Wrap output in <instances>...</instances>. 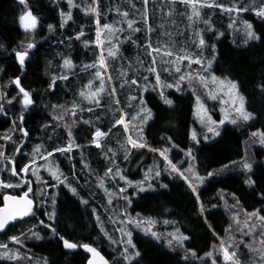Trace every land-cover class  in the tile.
I'll list each match as a JSON object with an SVG mask.
<instances>
[{
    "label": "trees",
    "instance_id": "16d2710c",
    "mask_svg": "<svg viewBox=\"0 0 264 264\" xmlns=\"http://www.w3.org/2000/svg\"><path fill=\"white\" fill-rule=\"evenodd\" d=\"M219 2L225 6L236 3L238 7H249L252 6L251 2H256L259 5L263 1L220 0ZM27 4L33 15L37 17L38 22L37 29L30 33H26L18 24V16L24 10V6L19 5L18 0H0V44L4 45V48L0 49V69H2L0 70V92L4 93V97L0 98V103H3L6 109V114L0 113V149L5 152L6 158H13L12 161L17 170L33 159L34 155L40 158L51 152L52 156L49 160L58 166L61 171L60 178L66 179L68 183L76 187L79 195L73 196L62 184H56V181L52 180V176H47L49 179L47 184L39 183V186H36L39 190L45 185L56 184L55 188L48 189L47 209L34 207L35 215H29L23 220L11 224L6 232L0 234V242L6 243V239L11 236H19L24 232L22 245L19 244L18 247L24 246L35 257L36 260L32 261V264H44L46 259L54 261L55 264H86L87 254L81 248L63 249L62 244L57 242L58 238L52 237L50 229L38 223L39 220H44L45 224L49 223L44 212L45 210L52 212L51 199L52 193H55L57 220L54 226L60 229L61 234L73 243H88L95 246L111 262L114 255L111 254V249L97 227L96 218L91 214L92 208H96L97 214L106 220L105 201L100 188L95 184V175L103 178L108 168H114L110 160L105 158L106 155L111 157L107 152L108 144L115 148L116 143L119 142L115 148L116 157H118L116 164L121 168L122 174L126 176L127 180L133 184L143 180L144 168L148 169L153 166L163 168L164 161L158 152L154 153L149 148L133 149L130 146H125L123 126L113 127L115 120L119 119L120 112L118 107L110 102L111 97L105 96L97 105L82 98L79 94V90L88 82L90 74L94 70V67L85 69L84 66L94 65L98 58L97 45L94 43L95 15L85 14L81 10V8L92 6V0H74V5L80 6H74L71 9L72 19L65 24L63 29L60 28V13L62 11L68 13L67 0H27ZM112 4L114 6L120 4L123 9L128 8L131 11L129 0H97L101 23L109 21V17L104 18L103 16ZM136 4L140 5V0H134V6ZM137 6H135L136 11L139 12ZM156 8L155 2L148 4L149 25H155L157 22L159 24L161 20H165V15H161V12L159 15ZM140 9L143 10V4ZM213 9L215 11L210 17L212 21L209 25L210 31H207L208 26L206 25L203 32L208 53L212 51L211 46L216 45L217 59L213 61L212 67L217 76H230L231 79H235L241 84L242 91L248 101L247 110L253 112L256 118L248 121L245 126L242 123L225 124L222 127L221 135L209 142L202 138V131L198 129L201 143L195 145L193 150L198 156L195 167L200 173L215 172L224 165H230L231 161L238 162L236 166L230 165L229 169L219 175L207 178L206 182L200 186L202 201L211 212V215L208 216L211 228L204 223L203 218L197 219V208L194 207L195 197L190 195L186 186L179 179L172 181L169 189L160 190V195L140 193L133 196L131 193L136 192L137 189L132 186L126 187L125 182L119 181L117 177L115 181L110 182L111 186L114 187L117 194L120 187H126L125 195H128L132 202L128 204L120 199L119 195H116V203L112 207L116 206L117 213H126L129 218H137V213L140 214V219L151 217L157 221L154 230L158 233L172 232L174 228L178 227L182 233L190 236V240L185 243V249L197 251L200 257L215 249L214 258L217 259V264H225L219 251L221 241L225 246L234 244L241 254L242 264H248L251 254L240 241L243 240L244 244L253 246L259 245V233L264 231V227L257 223L254 243L253 236L243 235L248 232V229H244L241 226L242 223H232L231 215L240 214L245 219V213L264 208V200H261L256 194L264 189L263 149L251 151L255 158L254 161L259 162L258 166L254 167L253 179L257 183L253 187L244 183L248 175L239 165V161L245 155V143L249 142V131L257 126L264 128V100L254 89L255 85L264 80V40L242 43L240 35L234 32L233 36L230 33L229 18L225 14L226 12L222 13L218 10L219 8ZM207 10L209 12V8ZM243 13L247 20L253 22L258 34L264 30L261 19L255 13L251 10ZM207 14L204 15L205 19ZM137 19L139 28L134 39L142 41L145 22L141 17ZM49 24L53 25L52 32H48ZM82 27L84 35L77 40L75 39L76 34L81 31ZM69 37L72 39L69 40ZM61 40L63 43H60ZM84 41H89L87 47H85ZM29 42H33L36 47L29 50L28 62L21 71L15 61L13 48L20 50L21 43L26 45ZM128 45L123 46L125 51L130 49L127 48ZM65 57L70 58L73 63L72 70L68 72H63L61 68ZM53 75L57 77V80L49 91L47 90L48 84ZM17 76L21 78V86L33 95L35 106L29 105L28 108H24L20 99L13 100L11 104L7 102L19 95L17 87L10 83ZM62 76H67V79H60ZM166 95L174 101L173 107L163 104L157 90L153 91L147 88L145 91L144 97L148 107L152 109L153 119L147 123L144 140L140 142L146 141L151 148L155 149L168 147L170 149L169 157L173 158V162H177L184 156V152L181 150L188 149L195 143L190 139V133L196 126L193 115L194 95L188 88L181 89L179 92L170 88ZM119 96L121 97L120 94ZM74 104L78 105L75 109H73ZM52 105L60 107L54 109L51 107ZM109 105L116 108L114 117H111V114L106 111L110 109ZM120 105L119 107L124 111H132L135 108L134 105H127L122 97ZM105 112L106 119H102L100 123L96 122L100 116L105 118L102 115ZM56 115H63L64 119L61 121L53 119ZM21 117H23L22 121ZM83 120L90 121V124H83ZM73 121L76 123L73 124ZM19 126H23L28 135L21 133ZM96 127H102V130H110V132L116 130V135L108 132L101 147L97 148L90 143L92 132ZM135 128H138V124ZM69 130L72 132L73 142L83 147L73 148L71 152L66 153L55 152L54 149L65 148L70 142L67 134ZM4 135L10 136V139L3 140ZM137 136L139 137L138 132ZM168 137H171V143L167 141ZM247 144L246 146H248ZM172 145L177 147H172ZM37 146H40V150L34 152ZM124 147L130 149L127 161L123 156L127 151ZM118 150H120L121 156ZM82 158L84 164L81 163ZM42 161L40 159L37 163ZM84 165H87L88 168H85ZM5 166L11 168L13 165H8L6 160L0 162V176L6 182H16L17 179L10 178L9 172L3 171ZM89 169H91V174ZM73 173L76 175L74 176ZM20 191V188L0 191V204L4 193L20 194L22 193ZM220 195H224L230 202L226 204L220 201ZM233 196L239 199V205H236V199ZM30 197L32 198L31 193ZM80 198L88 200L89 204L81 205ZM233 200L236 205L234 209L229 206ZM211 205H216V207L213 208ZM260 215H264V212H261ZM163 220L170 223L165 224L166 226H159L160 221ZM237 220H239L238 217ZM173 221L176 223L172 224ZM252 222L251 220L249 224ZM33 225H36L34 230L42 237L39 241L29 238L30 233L27 232V229H31ZM230 225L231 227H229ZM226 229L229 230L226 231ZM131 232L133 243L142 254L138 264H192L191 257L188 260L183 259L184 250L168 248L162 241L145 235L141 228H137L135 225L131 228ZM231 235L235 236L228 240ZM0 264L14 263L2 260ZM21 264H28V261L22 260ZM199 264H203V262H199ZM208 264H211V260H208Z\"/></svg>",
    "mask_w": 264,
    "mask_h": 264
},
{
    "label": "snow or ice",
    "instance_id": "6c2138e0",
    "mask_svg": "<svg viewBox=\"0 0 264 264\" xmlns=\"http://www.w3.org/2000/svg\"><path fill=\"white\" fill-rule=\"evenodd\" d=\"M145 4H147L148 0H144ZM97 3V0H92V4L95 5ZM180 3L185 4L186 6L190 7L192 10V14L189 16V20H193V18H199L200 12L199 8L202 7H216L220 8L221 11H226L229 14L232 13H242L245 11H253L257 17L261 19V24L264 25V3L260 4L258 7L255 5L249 6V7H238L236 3H233L231 6H225L224 4L220 3H213L211 0H180ZM18 4L24 6V10L21 12V14L18 16V24L19 27L24 30L26 33H30L33 30L37 29V17L33 15L31 9L29 8L27 4V0H18ZM67 4L69 6L68 13H64L63 11L60 13L61 15V22H60V28L63 29L65 24L72 19L71 15V9L75 7H79L80 5L75 4L74 0H67ZM82 11L85 12V14H97L98 15V8L93 6H88L86 8H81ZM122 16L126 17L128 13L124 12L121 13ZM146 19V17H145ZM97 25H99V21H94ZM207 24L208 22L205 21ZM237 23L236 20L233 21V23L229 24V28H233V25ZM127 24L129 29L133 28V21L127 20ZM239 24L242 25L239 31L243 32V43L247 44L249 41H258V40H264V30H261L258 34L256 30H254L253 23H250L247 20H240ZM48 32L53 31V25L49 24L47 26ZM103 29L108 30V33H114L116 31L115 28H113L111 25L104 24ZM101 31L102 29L97 26L96 28V40L95 44L99 47L103 44V41L100 39L101 37ZM120 31H123V29H120ZM83 27L81 28V31L76 34L75 39L79 40L83 37ZM220 35V34H218ZM196 37L198 38L197 48H203L205 46V40L200 35L199 32H196ZM72 38L69 37V40ZM60 43H63V40L60 41ZM85 47L88 46L89 41H84ZM36 47V45L33 42H29L26 45L21 43L20 50L17 48H13V52L15 55V61L20 66L21 71H23L26 63L28 62V58L30 56V49H33ZM4 45L0 44V49H3ZM147 48L149 49L148 54L152 55L153 52H159L160 49H152L151 44L149 43L147 45ZM212 49V58L205 61L204 59L197 57L195 60H193L189 55H183L178 56V60H187L189 64H197L200 65V70L195 74V77H193L192 73L189 72L186 75H179V79L176 81V83L167 85L168 88L175 87L176 91H181L180 84L188 79L190 82L194 78L195 80L200 81L201 85L209 91L208 98L215 100L217 98L216 95H213L211 93V90L208 89L209 81L212 85H218L219 90L222 94L226 95L228 97V101L221 100V104L224 105L227 103L229 105V111L225 112V109L222 107L221 112L224 113L222 115V118L219 121H215L212 119L210 115H208V110L205 108L204 103L201 101L200 96H196V110H194V115L197 116V119L201 124H203L207 132L204 135V140L207 141L209 139V136L216 137L221 135L220 131V125H223L226 121L232 125H237L238 122H248L250 120L255 119V115L253 112L247 110V99L245 94L242 91L241 84L235 80L231 79L230 76H224L220 77L215 74V71L212 67L213 61L217 59V49L216 45L213 44L211 46ZM117 45L112 44V47L108 50L107 56L108 57H115L117 55ZM165 55L171 56V52H166ZM85 69L97 67V70L95 71V77L96 79H99L100 87L96 88L94 92H90L89 94L85 95L83 91H81L80 95L84 97V99H87L89 101H93L95 104L99 105L100 100L98 99L100 93H102L105 90V80L103 78V71L107 70V64L105 60V56L103 54V49L101 50V54L98 56L97 60L95 61L94 65H85ZM62 69L71 70L73 68L72 60L68 57H65L61 64ZM2 70V69H0ZM103 70V71H102ZM167 71V69H165ZM181 69L177 68L176 72L179 74ZM149 74H156L157 69L155 67V58H153V65L148 69ZM60 79H67V76H62ZM149 79L148 76L144 77V80L147 81ZM57 77L55 75L52 76L51 82L48 84V89L51 90L53 88L54 83L56 82ZM111 81V78H109V82ZM11 84H14L19 89V95L17 97H14L12 100H8L7 102L11 104L13 100L20 99V102L24 108H28L29 105L35 106V102L33 99V95L25 90L24 87L21 86L22 81L19 76L13 78L10 81ZM131 85H137V79L131 80ZM92 85V81L90 80L87 85H85V88H89ZM147 85H145V88ZM152 90L156 91L157 89H161L158 93L160 100L163 101L164 105H167L169 107L174 106V101L172 99H169L164 91L162 90V85L160 81V77L158 74H156L155 84L151 85ZM254 89L258 91L260 98L264 100V80L260 81L257 85L254 86ZM144 88H138L139 95L135 97H129L130 100L135 101L139 100L140 104V111L136 113L135 116L132 117V119H136L137 117H142L140 119L141 127L137 129V132L139 134V140L133 139L132 135L129 134V126L125 121L126 112L122 109L120 111L119 119L115 120V123L113 127L116 125H123L124 131L127 136L126 143L128 145H131V148L133 149H143V148H149L150 151L156 153H159V156L163 158L164 161V167L159 168L156 166L149 167L144 174V178L141 181L136 182L133 184L131 181H128L126 176L122 174L121 168L116 164L115 156L108 157L106 155V159L110 160V163L114 166L110 167L106 170L105 176L110 177L114 181L118 177L119 181H124L126 187L132 186L137 189L136 192L131 193V195H137L140 193L145 194H155L160 195V190H167L170 187V183L174 180L179 179L183 182V184L186 186V189L189 191L190 195L195 197L194 207L197 208V219L203 218L204 223L211 228V224L208 222V216L211 215L210 210L208 207H206L205 202L202 201L201 195H200V186L203 185L208 177H213L215 175H219L221 172L229 169L231 166H236L237 161H231L230 165H224L221 169L213 172L208 171L206 175H200L199 171L195 167V162L198 160L197 154L194 152L195 145H198L201 143L199 138L197 137V134L195 131H192L190 133V139L191 141L195 142L192 147H189L186 150H181L184 152V156L181 160L177 162H173V158L169 157V148L165 147L163 149H155L151 148V146L145 141L140 142L144 140V129L143 125H146L151 119H153V112L150 107H148V104L144 97ZM195 94V93H194ZM112 96L116 95L115 89H112L111 92ZM4 97V93L0 92V98ZM115 103H119V101H115ZM52 108H58L60 106L58 105H52ZM78 107V105H73V109ZM91 111V109H89ZM0 113L6 114V109L3 106V103H0ZM53 119L57 121H61L64 119L63 115H56L53 117ZM23 120V117H21V121ZM76 122L73 121V124ZM15 124V122H14ZM83 124L87 125L90 124V121L83 120ZM58 126V125H57ZM19 131L23 133L24 135H28V133L25 131V128L23 126H19ZM68 137H69V144L65 148H56L54 149L55 152H71L73 148H82V145L75 144L73 142V136L71 130L68 131ZM107 133H104L101 131L99 127L95 129V131L92 132L91 136V144H94L97 148L101 147L100 140L102 137L106 136ZM250 136L252 138L258 137V143L261 145H264V131H261L260 129H257L256 131L250 133ZM3 140L8 141L10 139V136L4 135L2 137ZM167 141L171 143V137L167 138ZM254 142H257L254 140ZM172 147H177L176 145H172ZM19 151V148H17ZM40 150V146H37L36 149H34V152H38ZM109 152H111V149H108ZM52 156L51 152H48L46 156H41V160L47 161L48 158ZM129 159L128 151L125 152L124 160L127 161ZM4 160L7 161L8 165H13L11 168H8L5 166L3 171H7L10 174V178L16 179L19 177V180L17 183H11L6 182L5 179L0 176V188L3 189H15L20 188L21 184L25 186L27 191H24L22 195L14 196L9 195L7 193L3 194V206L0 207V231L5 230L6 226L11 222L15 221L18 218L27 217L29 215H35L34 213V207H44L47 209V200H48V189L49 188H55L56 184H62L67 190L73 195L78 196L79 193L77 191L76 187H73L70 183L67 182L66 179H61V174L59 173L58 169H53L52 167H47L46 170L49 171L50 175L52 176L53 180L56 181V184L51 185H45L44 188L37 190L32 185L30 179L20 176L21 173H28L31 171V176L35 177L36 181L40 183H44L41 175L39 174L40 167H45V165H40L39 167L36 166V160L30 159L28 163H25L22 167H20L18 170L16 166L13 164L12 159L6 158L5 152L0 149V162H3ZM81 163L84 164L83 158L81 160ZM259 162L255 161H249L246 158H241L239 161V165L242 168V170L248 175V178L244 181L246 185L249 187H253L257 182L253 179V176L255 175L254 167L258 166ZM187 164L188 166L185 168L184 165ZM85 168H88L87 165H84ZM89 173L91 174V169H89ZM114 173V174H113ZM166 174V176H165ZM75 176L76 174L73 173ZM167 180V182H165ZM100 187H103V181L100 182ZM126 187H120L118 194L113 195H119L120 199H123L128 204H131V199L128 195H125ZM31 193L32 198H29V194ZM261 200H264V189H261L258 193H256ZM224 197L221 196V199ZM234 199L235 196H233ZM80 204L83 206H87L89 204V201L83 198H80ZM51 203L53 206L52 212H48L45 210L44 215L47 217V220L49 221L48 224H45L44 220H39L38 223L40 225H43L44 227L50 229L52 237L58 238L57 242L59 244H62L63 249L67 250H74L77 248H83L86 252L91 253V256L88 258L86 264H109V261L106 260L103 256H101L100 252L97 251L96 247H93L92 245L88 243H73L70 239H66L65 235H62L60 232V229L54 226L56 220H57V213L55 210V205L57 203L56 200V194L52 193V199ZM112 203L111 198L109 199V204ZM240 201L239 199H236V205H239ZM236 205H233V209L236 207ZM211 207H216V205H211ZM261 212H264V208L254 210L251 213H245L247 220L254 221L252 224H244V227L248 229L247 233H243V235H251L253 236L254 243H255V234L257 232V223H259L262 227H264V215H260ZM91 214L96 218L97 221V227L100 230V233L103 234L105 238H107L110 242V244L117 245V251L118 255L114 256L111 264H138L139 258H141L142 254L140 251L137 250V246L133 243L132 239V232L131 231H125L124 228L118 227L116 231L121 232V239L119 242H117L115 239H113L111 236H109L108 232L105 230L103 223L100 220V216L97 214L96 208H92ZM125 216L124 220L120 221V224H132L135 225L137 228H141V230L145 233L147 236H151L154 240L162 241L168 248L175 250L176 248H180L184 250L185 255L183 257L184 260H188L189 257H191L192 264H199V262H203V264H208V260H211V264H217V259L214 258V251H209L204 254L203 257H200L197 253V251H194L193 249H185V243L190 240V236L182 233L178 227L174 228L172 232L168 233H158L154 230V225L157 223L156 220L152 219L151 217L140 219L139 213H137V218H129L127 217L126 213L123 214ZM233 220H236V216L233 215ZM165 224H169L170 222L165 220ZM172 224H175L176 222H171ZM237 223H239L237 221ZM231 227V225L229 226ZM36 228V225H33L31 229H27V232L30 233L29 238H33L37 241L41 240L42 237L39 235L37 231L34 229ZM229 229H226L228 231ZM215 235V233H213ZM25 236V233L22 232L19 236H11L9 239L16 245L21 244V241L23 237ZM260 236V242L259 245L253 246L249 244H244L243 240L240 241L241 244L245 248L249 250V253L251 254L249 257L248 264H264V231H261L259 233ZM126 237V239L124 238ZM231 240L232 237H229ZM232 249L231 251L229 249ZM219 251L222 254L223 260L225 264H242V261L240 259V252L237 250L236 245L230 244L228 246H225L224 242L221 241L219 246ZM0 259H7L9 261H14L16 264H21L22 260H27L28 264H32L33 257L31 256H22L19 251H11L8 249L7 244H0ZM44 264H55L54 261H51L49 259H46L44 261Z\"/></svg>",
    "mask_w": 264,
    "mask_h": 264
},
{
    "label": "rangeland",
    "instance_id": "374dc122",
    "mask_svg": "<svg viewBox=\"0 0 264 264\" xmlns=\"http://www.w3.org/2000/svg\"><path fill=\"white\" fill-rule=\"evenodd\" d=\"M219 1L220 0H211V2H213V3H220ZM254 1H256V0H254ZM262 1L263 2H261V3L258 2L259 5L264 3V0H262ZM151 2L156 3V5H157L156 11L158 10L159 15H160V12H161V15L162 14L165 15V20H161V22H159V24H158V22L155 25H149L148 24V19H147L148 4H150ZM142 4H143V10L140 9V6L142 7ZM251 4L255 5L256 7L259 6L256 2H251ZM115 5L116 6H114V4H112L111 7H109L108 12L106 11L104 16H103L104 18L109 17L110 18L109 21H106V22L104 21V23H101L99 20L100 19L99 13H98V15L94 14L95 15V21L96 20L99 21V25H97L95 23V40H96V28H97V26H99L102 29L100 39L103 41V44L99 47L97 46L98 56L101 54V50L103 49V54L105 56V60H106V64H107V70L106 71L102 70L103 71V78H104L105 83H106L105 90L102 93H100L98 99L101 102L105 96L111 97L112 99H110L111 100L110 102L112 104H115L118 107L119 112L123 109V108L119 107V106H121L120 105L121 97H122V100H124L127 105H134L135 106L134 110H132V111H129V110L126 111L125 110V112H126V118H125L126 120L125 121L129 126V130H130L129 134L132 135L133 139L139 140V137L137 136L136 131L138 128L141 127L140 119L142 117H137L135 120L132 119V117L135 116L136 113H138L140 111V104H139L138 99L135 101H132L129 99V97L138 96L139 95L138 88H144L145 89L143 94H145V91L147 90V88L152 89L151 85L155 84L156 74H158L160 77L162 90L164 91L165 95L167 94V91L170 89L167 87V85H169V84L174 85L176 83V81L179 79V75H186L189 72H191L193 77H195V74L197 72H199L201 66L197 65L195 63L189 64L187 60H183V61L178 60L177 57L183 56V55H189L193 60H195L197 57H200V58L204 59L205 61L212 58V51L210 53H208L209 50H206V41H205V46L203 48H197L196 45L198 43V38L196 37V32H199L200 35L203 37V32H204V28L206 27V25L208 26L207 31H210L209 25H211V23H212V21L210 20V17H211V14L214 13V11H215L213 8H216V7L199 8V12H200L199 18H193V20L190 21L189 16L192 14V10L190 7L186 6L185 4L180 3V0H148L147 4H145L144 0H140V5H138V4L135 5V6L138 5L137 10L139 12L136 11V8L134 6V0H129V7L131 8V11L128 8L123 9L120 4H115ZM92 6L97 7V3L95 5L92 4ZM228 6H230V5H228ZM207 8H209V12H208ZM218 10L221 11L220 8ZM68 11H69V6H68ZM124 12L128 13V15L126 17L121 15V13H124ZM221 12L225 13L226 11H221ZM251 12H253V11H251ZM205 14H207L206 19L204 18ZM225 14L229 18L228 19V29H229L230 33L233 36L235 33L240 35L241 39L243 40L244 39L243 32L239 31L238 29H240L242 27V25L239 24V21L240 20H247L244 16V13L242 12L239 14H236V13L229 14L228 12H226ZM140 17L145 22V29H144V32L142 33L143 34V40L142 41L138 40V39L137 40L134 39V36L136 35V32H138V28H139V26L137 25V21H138L137 18H140ZM145 17H146V19H145ZM157 18L161 19V17H159V16H157ZM127 20L133 21V28L132 29H129L128 24H127ZM234 20H236L237 23H235L233 25V28H229V24L233 23ZM205 21H207L208 23L206 24ZM247 21H249L250 23H253L250 20H247ZM209 22H210V24H209ZM104 24L111 25L113 28L116 29V31L114 33L109 34L108 30L103 29ZM120 29H123V31H120ZM254 30H256V29L254 28ZM241 39H240V41L243 43V41ZM95 40H94V42H95ZM204 40H205V38H204ZM149 43L151 44L152 49L159 48L160 51L159 52H153L152 55H149L148 54L149 49L147 48V45ZM112 44L117 45V48H118L117 55L115 57H108L107 52L112 47ZM125 44H129L127 46V48H130V49H127L125 51L123 49V46ZM166 52H171L172 55L169 57V56L165 55ZM153 58H155V67L157 69V73L156 74H149L148 69L150 67H152V65H153ZM212 66H213V64H212ZM177 68L181 69L179 74L176 72ZM165 69H167V71ZM96 70H97V67H94V70L90 74V78H89L88 82L85 84V85H87L89 83V81L91 80L92 85L89 88H85L84 87L85 85H84L83 88H81L79 90V94L81 93V91H83L85 93V95H87L90 92H94L96 88L100 87L99 79L94 78ZM62 71L68 72L69 70L62 69ZM145 76L149 77V79L147 81L144 80ZM109 78H111L110 82H109ZM133 79H137V85H131L130 82ZM145 85H147L146 88H145ZM172 88L176 89L175 87H172ZM180 88L181 89L188 88L189 90H191L193 92V95H194L193 113H194V110H196V96H200L201 101L204 103L205 108L208 110V115H210L212 117V119L215 121H219L222 118V115L224 114L221 112L222 107L225 109V112L229 111V105L227 103H225L224 105L221 104V100L228 101V97L220 92L218 85H212L210 81H209L208 89L211 90V93L213 95L217 96V98L215 100L208 98L209 91L206 90L201 85L200 81L195 80L194 78L191 80V82L188 79L183 81L180 84ZM112 89H115V91H116L115 96L111 95ZM160 90L161 89H157L158 93ZM18 91H19V89H18ZM119 94L121 95V97L119 96ZM82 98H84V97H82ZM115 101H119V103L117 104V103H115ZM108 108H110V109L106 110L107 113L108 114L110 113L111 114L110 116L114 117L116 115L115 114L116 108L110 107V105ZM102 115L105 117L106 112ZM194 118L196 120V126L193 127V131L196 132L197 137L199 138L198 129L199 130L201 129L202 138L204 139V135L206 134L207 129L203 124H201L199 122V120L197 119V116L194 115ZM102 119H106V117L103 118L102 116H100V118H97L98 121H96V122L100 123L102 121ZM238 123H242L243 126H245V124L247 122H238ZM136 124H138V128H135ZM225 124H230V123H228L226 121L223 125H220V131L222 130V127ZM146 125L142 126L144 131H145V127L147 128ZM99 128L104 133H108V132L111 133L112 132L113 135H116V130H112L110 132V130H106V131L102 130V127H99ZM123 128H124V126H123ZM257 129L264 131V128H262L261 126H257L256 128H253L248 133V136H249L248 144H247V141L245 143L244 158L248 159L249 161H254V159H255L254 155L251 153V151H253L254 149H263L262 154L264 153V145H261L258 143L259 138L258 137L252 138L250 136V133L256 131ZM106 137H107V135L101 138V140H100L101 145L103 143V140H105ZM214 138L215 137L209 136V139L207 141L209 142V141L213 140ZM124 139L127 140L126 134H125ZM254 140L257 142H254ZM117 143H119V142H117ZM117 143H116V146H117ZM68 144H67V146H68ZM246 144L248 146H246ZM116 146H115V148H116ZM125 146L131 147V145H128L127 143H125ZM115 148H113V146L108 144L107 152H109L108 149H111L112 151L109 152L110 156L113 157V155H114L115 159L117 160L118 157H116V149ZM125 148L127 149L128 153H129L130 149H128V147H124V149ZM183 150H186V149H183ZM118 153L121 156L120 150H118ZM11 159H13V158H11ZM33 159L36 160V166L37 167H39L42 164L45 165V167H40L39 174L41 175L43 182H44L41 184H43V185L47 184V180H49L47 178V176L51 177V175H50L49 171L46 170V168L50 166L55 170V169H58V166L56 165V163H53L51 160H49L50 158H48L47 161L43 160L40 163H37L40 160V158H38L37 156L34 155ZM187 166H188L187 164L184 165L185 168ZM146 170L147 169L144 168V170H143L144 174H145ZM58 171H59V169H58ZM207 172L208 171H206L205 173H202V172L200 173V171H199L200 175H206ZM59 173H61V171H59ZM20 176H23V177L30 179L34 188H36V189L38 188L36 186H39L40 182L36 181L35 177L31 176V171H29L28 173H21ZM16 179H17L16 182H12V183H17L19 180V177H17ZM101 180L103 181V187H100ZM111 181H114V180L111 179L110 177H106L105 175H103V178H99L98 176L95 175V184L100 188V190L102 192V195H103L104 201H105L104 209L107 212L106 213L107 214L106 220H104L102 217H100V220L103 223V226H104L105 230L108 232L109 236H111L113 239H115L117 242H119L120 239L122 238L121 232L116 231V229L118 227H122L125 229V231H131V228L133 227V225L127 224V223L120 224V221L124 220L125 216L123 214L117 213L118 208H116V206L112 207L116 203V197H115L116 195H113V194H117V192L114 189V187L111 186V184H110ZM20 189H21L20 192L27 190L23 184H21ZM3 190H4L3 188L2 189L0 188V191H3ZM221 196H223L224 198L221 199ZM110 198L112 200L111 204H109ZM219 199H220V201H222L226 204H227V202H230V200L227 199L224 195H220ZM233 205H234V200H233V202H231L229 204V206L233 207ZM233 215L236 216V220H232V223H234V222L237 223V221H238L239 223H237V224L242 223V225H241L242 227H244L245 223L249 224V222L251 221V220H247V218H245V219L242 218L240 214L236 215V213L231 215L232 219H233ZM237 217L239 218V220H237ZM161 225L166 226L167 224L165 225L164 220H163V221H160L159 226H161ZM244 229L247 230V228H245V227H244ZM234 236L235 235H231L230 237L233 238ZM124 238L126 239V237H124ZM258 238H260V236ZM104 239L106 240V244L108 245V247L111 249V252H112L111 254H113L114 256L118 255L117 245L110 244L109 240L105 237H104ZM228 240H230V239H228ZM0 244H7L9 250L19 251L22 256H26V257L31 256V257H33L32 261L36 260L35 257L32 256L31 253H29V250H27L24 246H21V248L18 247V245L16 246V244H14L9 238L6 239V243L0 242ZM2 260L16 264V262H14V261H9L7 259H0V261H2Z\"/></svg>",
    "mask_w": 264,
    "mask_h": 264
},
{
    "label": "water",
    "instance_id": "95a60500",
    "mask_svg": "<svg viewBox=\"0 0 264 264\" xmlns=\"http://www.w3.org/2000/svg\"><path fill=\"white\" fill-rule=\"evenodd\" d=\"M25 191H27V190H25ZM24 192V191H23ZM23 192L22 193H20V194H13V193H10V192H6L7 194H9V195H14V196H19V195H22L23 194ZM29 198L31 199V197H30V194H29ZM3 206V195H2V202H1V204H0V207H2ZM24 218H26V217H23V218H18L17 220H15V221H11L7 226H6V229L5 230H2V231H0V234H3L4 232H6L7 231V229L10 227V225L11 224H13V223H16V222H19V221H21V220H23ZM91 245V244H90ZM93 246V245H92ZM93 247H95V246H93ZM82 249V251H84L86 254H87V260H88V258L91 256V253H88V252H86L83 248H81ZM97 251H99L100 252V254H101V256H103L106 260H108L109 261V264H111V262H110V260L97 248ZM87 260H86V262H87Z\"/></svg>",
    "mask_w": 264,
    "mask_h": 264
},
{
    "label": "flooded vegetation",
    "instance_id": "af4514ba",
    "mask_svg": "<svg viewBox=\"0 0 264 264\" xmlns=\"http://www.w3.org/2000/svg\"><path fill=\"white\" fill-rule=\"evenodd\" d=\"M87 260V259H86Z\"/></svg>",
    "mask_w": 264,
    "mask_h": 264
}]
</instances>
